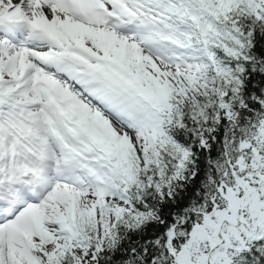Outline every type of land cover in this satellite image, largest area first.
I'll use <instances>...</instances> for the list:
<instances>
[{"label": "snow or ice", "instance_id": "obj_1", "mask_svg": "<svg viewBox=\"0 0 264 264\" xmlns=\"http://www.w3.org/2000/svg\"><path fill=\"white\" fill-rule=\"evenodd\" d=\"M0 264H264V0H0Z\"/></svg>", "mask_w": 264, "mask_h": 264}]
</instances>
